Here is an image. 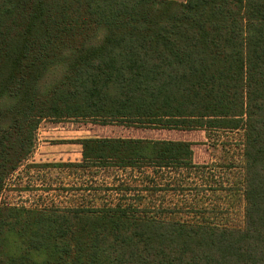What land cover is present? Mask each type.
I'll return each mask as SVG.
<instances>
[{
    "label": "trees",
    "instance_id": "1",
    "mask_svg": "<svg viewBox=\"0 0 264 264\" xmlns=\"http://www.w3.org/2000/svg\"><path fill=\"white\" fill-rule=\"evenodd\" d=\"M45 120L242 131L241 186L226 190L242 222L159 217L157 186L125 188L126 206L0 204V264H264V0H0V196ZM77 144L61 167H204L187 141Z\"/></svg>",
    "mask_w": 264,
    "mask_h": 264
},
{
    "label": "rangeland",
    "instance_id": "2",
    "mask_svg": "<svg viewBox=\"0 0 264 264\" xmlns=\"http://www.w3.org/2000/svg\"><path fill=\"white\" fill-rule=\"evenodd\" d=\"M117 137L190 142L194 164L204 167L134 171L61 167L62 164L80 161L81 148L77 144L80 140ZM242 140L240 130L142 132L83 120H45L37 130L33 153L7 180L0 204L25 208H70L121 202L126 206L130 201H121L123 190L127 194L125 188L157 186L163 190L153 195L151 209L159 212V217L171 215L190 222L203 220L239 226L243 203L238 199L231 200L226 190L241 186ZM175 210L181 214L173 213Z\"/></svg>",
    "mask_w": 264,
    "mask_h": 264
}]
</instances>
